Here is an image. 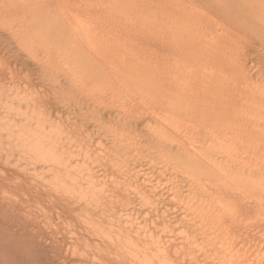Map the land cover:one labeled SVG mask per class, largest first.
Returning <instances> with one entry per match:
<instances>
[{"label":"rangeland","instance_id":"rangeland-1","mask_svg":"<svg viewBox=\"0 0 264 264\" xmlns=\"http://www.w3.org/2000/svg\"><path fill=\"white\" fill-rule=\"evenodd\" d=\"M0 264H264V0H0Z\"/></svg>","mask_w":264,"mask_h":264}]
</instances>
